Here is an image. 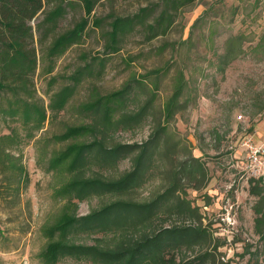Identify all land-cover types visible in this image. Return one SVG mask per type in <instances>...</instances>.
<instances>
[{"label": "rangeland", "instance_id": "1", "mask_svg": "<svg viewBox=\"0 0 264 264\" xmlns=\"http://www.w3.org/2000/svg\"><path fill=\"white\" fill-rule=\"evenodd\" d=\"M148 4L149 0H101L89 18L82 42L56 59L52 75L47 73L50 64L43 60L36 33L45 16L32 22L40 58L35 85L46 105L51 95L72 84L69 78L76 72L83 70L84 77L66 108L51 115L33 137H26L21 122L0 119V137L12 130L19 134V143L12 151L20 156L30 178L25 189L8 192L6 176L0 175V264H44L40 255L50 240L46 229L62 216L69 200L68 195L58 192L69 180L68 163L51 168L50 159L73 141L58 142L54 137L68 127L91 122L85 104L92 100L94 91L107 95L136 79L144 82L146 91L137 90V101L130 102V109L142 106L144 93L152 90L158 93L155 105L160 109L173 91L178 72H183L189 81V95L195 98V105L177 118L175 126L193 156L207 165L210 175L207 188L202 192L189 190L187 198L200 210L214 238L224 243L218 251L220 261L248 264L250 256L244 255L247 247L252 252L261 248L255 233L254 205L258 199L250 194V188L252 185L264 190V164L259 171L254 169L243 143L246 137L256 135L264 119V0H198L166 37L148 43L137 31L118 53L108 54L105 32L111 30L114 16H133ZM85 17L81 8L69 9L59 32L73 28ZM96 19L102 20L100 27H95ZM226 56L234 58L221 74L219 64ZM151 132L152 121L148 120L143 128L119 131L110 140L142 144ZM252 142L264 146L256 139ZM131 167L127 159L114 170L91 168L88 175L117 177ZM162 191L163 182L156 171L144 187L126 199L146 201ZM110 202L108 196L93 197L79 203L78 214L89 215ZM173 221L165 227L196 224ZM117 238L114 234H79L74 239L78 244L92 246L111 245ZM198 254L199 249L187 253L192 258ZM259 257L253 264H264V256ZM58 264L93 263L66 258Z\"/></svg>", "mask_w": 264, "mask_h": 264}, {"label": "trees", "instance_id": "2", "mask_svg": "<svg viewBox=\"0 0 264 264\" xmlns=\"http://www.w3.org/2000/svg\"><path fill=\"white\" fill-rule=\"evenodd\" d=\"M100 2L0 0V119L21 122L26 137H33L44 128L51 115L66 108L84 77L83 70L76 72L69 78L73 85L55 92L46 105L38 96L34 79L40 64L36 33L40 37L43 60L50 64L47 73L52 75L56 59L82 42L89 18ZM197 2L149 0V4L133 16H114L111 30L105 32L106 51L118 53L126 39L137 31L148 43L166 37L184 12ZM73 7L81 8L86 17L60 33V24ZM41 15L45 17L35 33L32 22ZM101 24L100 19L94 21L95 27ZM233 58H221V74ZM173 81V91L160 109L155 105L158 93L154 90L144 93L146 99L142 106L130 109V102L137 101V90H145L144 82L136 79L107 95L94 91L92 100L85 104L91 122L68 127L63 134L54 137L58 142L73 141L50 159L51 168L68 163L69 180L58 192L68 195L69 200L62 216L46 229L50 240L40 255L44 264H58L66 258L93 264H229L218 258L224 243L214 238L204 225L200 210L187 198L189 190L204 191L210 175L207 165L193 156L175 126L177 118L195 105L189 81L183 72H178ZM148 120L152 121V132L146 142L124 144L110 140L119 131L143 128ZM83 137L88 140L78 141ZM19 139L16 130L0 137V175L6 176L8 192L21 191L30 182L20 156L12 151ZM127 159L132 163L131 169L117 177L88 175L91 168L114 170ZM156 171L160 172L163 182L162 192L146 201L126 199L144 187ZM250 194L258 199L254 205L255 233L261 241V248L252 252L251 247H247L244 253L250 256L248 264H253L255 259L260 260L259 256H264V190L251 185ZM102 196L110 197L111 202L89 215L78 214L80 202ZM172 220L196 224L165 227ZM79 234H114L118 238L111 245L88 246L76 243L74 238ZM197 249L199 254L194 258L187 255Z\"/></svg>", "mask_w": 264, "mask_h": 264}, {"label": "built area", "instance_id": "3", "mask_svg": "<svg viewBox=\"0 0 264 264\" xmlns=\"http://www.w3.org/2000/svg\"><path fill=\"white\" fill-rule=\"evenodd\" d=\"M251 137H246L243 146L247 147L250 152L252 166L256 170H260L263 163L264 148L257 146L252 142Z\"/></svg>", "mask_w": 264, "mask_h": 264}, {"label": "crops", "instance_id": "4", "mask_svg": "<svg viewBox=\"0 0 264 264\" xmlns=\"http://www.w3.org/2000/svg\"><path fill=\"white\" fill-rule=\"evenodd\" d=\"M251 138H253V140L256 139L257 141L260 142V144L264 145V119L262 121H260V123L258 124V126L256 128V135L251 137ZM255 145H257V144H255ZM257 146H259V145H257ZM262 169H264V168H262Z\"/></svg>", "mask_w": 264, "mask_h": 264}]
</instances>
